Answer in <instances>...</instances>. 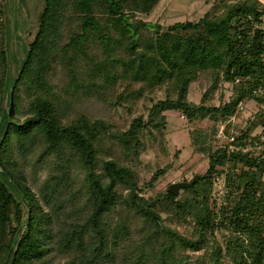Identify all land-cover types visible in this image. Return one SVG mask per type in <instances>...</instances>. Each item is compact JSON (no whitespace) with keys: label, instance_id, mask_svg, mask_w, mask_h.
Masks as SVG:
<instances>
[{"label":"trees","instance_id":"1","mask_svg":"<svg viewBox=\"0 0 264 264\" xmlns=\"http://www.w3.org/2000/svg\"><path fill=\"white\" fill-rule=\"evenodd\" d=\"M161 1L48 0L0 146L31 211L12 264H264V2H226L218 15L164 28L144 18ZM2 17L0 7V116ZM193 83L204 90L199 103ZM122 84L131 91L119 94ZM250 100L259 111L237 141H260V155L213 150L215 129H192V147L207 157L203 178L177 195H147L171 167L160 164L166 112L219 123ZM123 102L137 114L120 125L111 111ZM222 174L227 191L215 199ZM22 217L0 179V264Z\"/></svg>","mask_w":264,"mask_h":264},{"label":"rangeland","instance_id":"2","mask_svg":"<svg viewBox=\"0 0 264 264\" xmlns=\"http://www.w3.org/2000/svg\"><path fill=\"white\" fill-rule=\"evenodd\" d=\"M5 0H0V7H2ZM42 1V0H40ZM237 0H162L155 10L145 15L144 18L147 21L161 24L164 28L173 25L176 22H184L186 20L198 21L205 14L218 15L222 11V7L226 2H235ZM264 2V0H262ZM39 0H11V14L12 18H16V29L18 32V38L16 41H23V38L27 35H33V15L38 5ZM3 31H4V51L6 43L5 34V22L4 12L2 17ZM30 42H32L29 39ZM6 54V51H5ZM7 71V67H6ZM225 100H229L233 93V84L224 83ZM124 91H131L130 87H126L124 84L118 85L117 92L121 94ZM204 90L200 88L198 83H193L190 91V99L193 102L199 103L201 101ZM220 92L218 91L215 103H219ZM159 96H163L162 92ZM245 109L239 113V117L234 124L228 125L225 129L227 135L235 134L240 135L242 128H246L249 120H255L259 111V105L255 100L246 102ZM3 106V94L2 104ZM111 116L115 121H118L120 125H125L131 121L137 114L136 105H131L128 102H123V106H115L111 111ZM168 117V124L165 128L164 135L166 143L168 142L167 149L163 156H161L160 164L165 167L171 164V167L167 173L161 177V179L155 184L153 188L146 191L147 195H151L166 188H169L173 183L180 182L182 179H188L191 181L195 175H204L207 172L208 164L205 154L200 153L197 149L192 147V140L190 136V130L200 129L202 131H210L215 129L216 139L212 142V149H219L223 143H226V139L220 138L217 135L218 127L221 123L212 122L209 119L200 122H189L179 111H168L165 113ZM262 131V127H258L254 130L253 135H259ZM156 135V134H155ZM154 135V136H155ZM158 138V136H156ZM153 136H147L146 140L149 141ZM246 144H250V149L247 153L251 155H260L263 150V145L260 141H247ZM245 144V145H246ZM149 155L153 156L152 151ZM264 158V155H263ZM157 167H150V170H146L147 177H151ZM222 168L220 167V170ZM219 177V179H217ZM216 194L214 198H218L227 191L225 186V175L215 176ZM222 196V197H223ZM185 226H183L184 228ZM189 232H192V227L187 226ZM193 254V253H192ZM196 255V253H194Z\"/></svg>","mask_w":264,"mask_h":264},{"label":"water","instance_id":"3","mask_svg":"<svg viewBox=\"0 0 264 264\" xmlns=\"http://www.w3.org/2000/svg\"><path fill=\"white\" fill-rule=\"evenodd\" d=\"M37 9L32 12L33 15V35H27L23 38V41H16L18 38V32L16 29V18H12L11 14V0H5L3 4L4 22H5V34H6V59H7V71L3 93V106L0 116V146L3 142L7 129L14 120L11 119V109L13 103V94L16 84L21 76V73L29 60L32 43L36 41L39 33L41 32V17L44 15L47 9L48 0L40 1ZM29 39L32 41L30 42ZM203 176H197L193 181L190 182H175L169 190L173 194L177 195L183 188H193L194 184L202 179ZM0 179L4 182L7 188L17 197L23 208V217L18 232L15 235L13 245L8 254L5 264H12L18 250L24 233L27 230L30 221V204L26 199L25 195L19 190L13 180L4 172L0 164Z\"/></svg>","mask_w":264,"mask_h":264},{"label":"built area","instance_id":"4","mask_svg":"<svg viewBox=\"0 0 264 264\" xmlns=\"http://www.w3.org/2000/svg\"><path fill=\"white\" fill-rule=\"evenodd\" d=\"M264 19V16H263ZM245 109V105L243 102L239 103L237 106V111L235 114L227 117L225 120L219 122L221 123L217 130V135H219L220 138L226 139V143H223L220 148L226 149L228 152H247L250 149V144L246 145H240L237 141V135L231 134L227 135L225 132L226 127L230 124H234L237 121V118L239 117V113L242 112ZM227 130V129H226ZM219 179V177H217Z\"/></svg>","mask_w":264,"mask_h":264}]
</instances>
